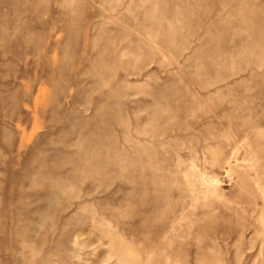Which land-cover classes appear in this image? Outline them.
Listing matches in <instances>:
<instances>
[{"label":"rangeland","instance_id":"1","mask_svg":"<svg viewBox=\"0 0 264 264\" xmlns=\"http://www.w3.org/2000/svg\"><path fill=\"white\" fill-rule=\"evenodd\" d=\"M0 264H264V0H0Z\"/></svg>","mask_w":264,"mask_h":264}]
</instances>
